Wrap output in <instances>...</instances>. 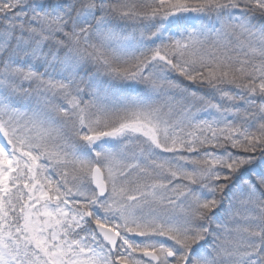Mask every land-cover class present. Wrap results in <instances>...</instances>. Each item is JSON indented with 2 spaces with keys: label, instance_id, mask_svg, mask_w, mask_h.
<instances>
[{
  "label": "snow or ice",
  "instance_id": "obj_1",
  "mask_svg": "<svg viewBox=\"0 0 264 264\" xmlns=\"http://www.w3.org/2000/svg\"><path fill=\"white\" fill-rule=\"evenodd\" d=\"M0 264H264V0H0Z\"/></svg>",
  "mask_w": 264,
  "mask_h": 264
}]
</instances>
